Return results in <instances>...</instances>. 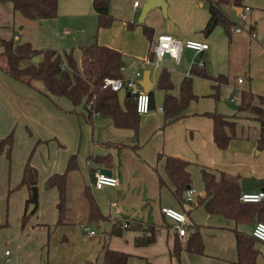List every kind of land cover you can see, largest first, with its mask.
Here are the masks:
<instances>
[{
	"label": "crops",
	"instance_id": "obj_1",
	"mask_svg": "<svg viewBox=\"0 0 264 264\" xmlns=\"http://www.w3.org/2000/svg\"><path fill=\"white\" fill-rule=\"evenodd\" d=\"M93 1L58 0L57 16L48 20L14 15L11 4L0 3V38H12L15 43H29L35 50L58 53L92 44L104 46L121 53L125 75L135 70L141 74L149 71L148 92L155 88L161 70L166 69L173 85L170 94L178 97L182 79L190 76L184 70L182 60L176 65L171 59H163L160 69L145 63L156 36L167 34L184 41L206 42L209 45L206 51L194 55L192 51L184 50L182 58L189 63L202 60V69L208 76L223 75L227 83L221 86L219 100L215 101L213 86L216 83L192 76L191 90L197 99L189 103L181 119L165 126L163 113L158 111L164 92L155 90L151 110L140 116L139 129L135 133L130 129H116L108 118L87 120L83 104L73 107L65 98H49L41 83L33 82L29 87L0 70V139L12 130L15 133L10 163L5 156L0 160V264H102L104 249L129 254L127 264H237L233 230L250 234L251 227L237 226L230 220L210 215L202 205L181 207L173 198L170 186L159 187L158 175H163V164L157 163L156 157L162 153L189 163L190 187L195 190L190 201L193 204L204 197L202 168L238 176L242 180H264V154L262 151L254 154L256 143L249 139H235L227 149H218L213 141V121L204 115L215 112L231 116L236 112V103H233V112L225 113L220 99L223 92L233 94L228 99L227 103H230V98L239 93L237 89H244V81L237 86L238 78L245 77L248 81L245 88L264 96V0H240V9L231 5L222 7L234 23L239 20L242 8L249 7L243 32L230 33L229 37L219 26L209 35L203 34L209 12L197 2L208 0H164L166 15L155 8L141 23L139 17L145 0H111L109 14L113 20L108 28H98ZM136 1L138 6L134 7ZM129 23L134 27L129 29ZM142 25L153 30L151 41L145 37ZM251 32L255 38L251 37ZM127 94L126 91L118 92L120 102ZM244 122L260 129L254 119L245 116L237 119V126ZM106 142L129 147L106 149L101 146ZM34 146L37 153L33 154L30 164L38 172V208L34 217L21 227L27 190L21 187L9 197L7 193L20 183L24 165ZM108 154L112 157L110 169L90 161L91 156ZM72 155L77 157L78 170L67 175L65 218L63 225L52 228L57 221L58 194L57 190L46 187V181L53 174L63 173ZM91 168L109 170L118 180L117 187L100 190L89 187L93 179ZM70 184L76 187V194L81 198L80 218L83 221L80 227L94 224L100 229L93 230V236L86 234L88 239L80 238L75 252L69 255V250H64L60 241L51 236L59 228L75 224L67 219L78 214V209L74 210L68 200ZM87 186L105 217L101 223L88 222L83 197V189ZM163 207L185 215L187 235L188 226L199 227L202 255L186 251H182L178 259L172 255L177 235L174 223L161 213ZM113 222L154 225L155 242L144 247L135 246L134 238L139 233L134 231H124L122 236L109 235ZM70 240L67 237L61 239ZM178 240L184 243L186 239ZM255 248L258 251L255 264H264V245L258 243ZM6 250H9L8 256L4 254ZM64 255L71 258L66 263L62 262Z\"/></svg>",
	"mask_w": 264,
	"mask_h": 264
},
{
	"label": "trees",
	"instance_id": "obj_2",
	"mask_svg": "<svg viewBox=\"0 0 264 264\" xmlns=\"http://www.w3.org/2000/svg\"><path fill=\"white\" fill-rule=\"evenodd\" d=\"M111 0H94L92 6L98 14V28H108L113 18L109 14ZM207 9L209 19L203 29L204 35H209L217 26L221 27L229 37L231 29L235 26L233 19L224 11L222 7L231 5L240 9V0H208ZM2 4H11L14 15H21L26 19L48 20L57 16L58 0H0ZM129 29L132 24H127ZM142 31L151 41L153 30L142 25ZM38 57L37 63L32 62V58ZM152 55L148 52L147 58ZM0 70L10 78L32 87L33 82L41 83L45 89L47 97H60L67 99L73 107L84 105L87 120H91L93 114L98 113L102 118L111 120L116 129H130L138 132L140 116L135 110V100L132 96L125 95L122 102L118 98V92L110 89H103L102 84L105 79L123 78L121 64L123 56L121 53L104 47L92 44L83 46L78 50L70 49L67 52L58 53L53 50H35L29 43H15L11 38L5 40L0 38ZM189 75L184 77L179 86V95L174 97L170 94L173 88L170 74L166 69H162L156 88L164 92L162 102L164 126L172 121L181 119L183 112L189 103L197 99L192 93V76L209 79L216 84L213 86L215 101L219 98L220 88L227 83V78L223 75L215 77L208 76L204 69L192 67ZM152 101L153 92H147ZM90 104V108L86 109ZM213 121V141L220 150H225L230 142L236 137L237 119L245 116L254 119L260 127V134L257 140L258 149L264 148V96L253 94L249 90H243L239 94V102L236 104V112L231 116L220 113H205ZM14 143L13 131L0 139V157L5 154L10 160L11 150ZM40 141L37 143L39 144ZM106 149H120L129 147L123 144L106 142L101 144ZM132 149L136 147H130ZM30 157L24 165L20 183L11 192L25 187L27 190V200L25 203V213L30 205L35 207L30 216L25 213L21 217V227L35 214L38 208V172L31 166ZM90 161L96 165H102L105 169L112 167L111 155L91 156ZM157 163L163 164V175H158L159 187L170 186V192L176 202L181 206H203V209L210 215H217L232 221L235 225L252 227L256 222L264 223V201L258 203H243L239 200L242 192L240 187L241 177H231L223 172L206 168L201 169V180L204 188V197L198 198L196 204L185 199V191L191 186V175L188 170L189 163L179 158L158 153ZM156 169V167H155ZM78 170L77 157H69L65 170L61 174H53L47 179L49 188H56L58 194L57 221L52 228L63 225L66 213L67 201V175ZM94 174L95 170L90 169ZM264 187V186H263ZM83 197L87 204L89 223H101L105 217L101 213L90 188L84 187ZM49 229V228H48ZM189 233L184 243H181L177 235L174 239L172 255L179 258L182 251L202 255L203 243L197 225L188 226ZM124 231H134L139 235L134 238V245L144 247L155 242V226L151 224H128L127 228H122L119 222L111 225L109 235L122 236ZM236 238L237 264H255L258 256L256 244H263L252 235L233 230ZM50 235V229L48 236ZM178 237V238H177ZM130 255L115 250L104 249L102 252V264H127ZM147 264V263H146Z\"/></svg>",
	"mask_w": 264,
	"mask_h": 264
},
{
	"label": "built area",
	"instance_id": "obj_3",
	"mask_svg": "<svg viewBox=\"0 0 264 264\" xmlns=\"http://www.w3.org/2000/svg\"><path fill=\"white\" fill-rule=\"evenodd\" d=\"M134 7L138 6V2L133 3ZM249 12V7H243L239 13V20L235 23V26L231 29V33L238 34L243 32L244 23L247 20ZM251 37L255 38V34L251 32ZM264 47V42H263ZM209 48V45L206 42L194 41V40H180L176 37L159 34L156 36L153 43L150 45L149 52L152 57L147 58L146 64L155 69H160L161 62L165 57L171 59L176 65L181 63L182 53L184 50L192 51L194 55H198ZM204 65L202 60L194 61L189 63L188 71L192 67L202 68ZM124 71V69L122 68ZM142 74L140 71L135 70L130 74L125 75L123 78L118 79H105L103 81V89H110L114 92L126 91L132 96L135 100V110L139 116L146 115L150 112V100L147 92H144L139 85V80ZM243 84V79H237V86ZM237 91L241 92L239 89ZM243 91V90H242ZM230 103H238L239 95L236 94L232 96L229 100ZM90 108V104L87 105L86 109ZM159 112H163L162 107L158 109ZM100 115L98 113L93 114L92 118H98ZM90 164V163H89ZM118 185V180L112 175H106L101 173L99 170H96L93 174V179L89 183V187H93L97 190L103 188H115ZM195 190L191 187L187 188L185 191V199L191 201ZM239 200L243 203H258L264 201V191H242L239 197ZM161 213L166 218L170 219L174 223V231L179 236V238L186 239V218L185 215L177 210L171 208H161ZM115 223V222H113ZM128 222H122V228H127ZM83 231L86 232L88 236H93L95 233L88 226H83ZM251 235L258 241L264 243V223L256 222L251 230ZM5 256L9 255V250L4 252Z\"/></svg>",
	"mask_w": 264,
	"mask_h": 264
},
{
	"label": "rangeland",
	"instance_id": "obj_4",
	"mask_svg": "<svg viewBox=\"0 0 264 264\" xmlns=\"http://www.w3.org/2000/svg\"><path fill=\"white\" fill-rule=\"evenodd\" d=\"M197 3H198V5L199 4H202L203 7H207V3L208 2H201V3L200 2H197ZM0 63H2L1 60H0ZM152 76H153V74H152ZM158 77H159V75H158ZM242 79L244 81V84L242 85V88H244L243 90H247L245 87L248 86V81H247V79H245V77H242ZM38 84H40V83H38ZM155 90H158L156 88V85H155V88H153L152 92H154ZM239 94H240V92L238 93V95ZM222 95H223L222 100L220 99V101H222L221 107L223 109H226V112L225 113H232L233 112V109H232V105L233 104H230V103H227V102H228L229 97L231 95H233V94L224 93L223 92ZM162 102H163V100H162ZM161 106H162V104H161ZM227 109H230V110H227ZM220 114H223V113H220ZM223 115H225V114H223ZM226 116H230V114H228ZM239 125L240 126H236V137L233 140H235V139L236 140H238V139H242V140L249 139L250 141H254L256 143V150H255L254 154H257L256 152H261V151L264 154V148L258 149V147H257V140H258V137H259V134H260V129L259 128L254 129L251 123L247 124L246 122L241 123ZM247 126L249 127L248 129H247ZM12 131H10V132H12ZM254 131H256V132H254ZM14 141H15V133H14ZM11 152H12V150H11ZM36 153H37V150L35 149V146H34L33 148H31V151L29 152L30 155L28 157H30V159H31L33 157V154L35 155ZM2 156H5V154H3ZM1 157H0V160H1ZM10 161H11V158H10V160H8V162L10 163ZM9 171H10V166H9ZM46 184H47V181H46ZM47 186L48 185H46V187ZM52 189H55L56 190V188H52ZM76 193H77L76 187L70 184L69 185V197H68V200H69V203H70V205L72 206V208L74 210H77L78 209V214L76 216H74V217L67 218V219L68 220L70 219L71 220V223H75V224H71L70 226H66L67 228H59L58 230H56L55 233H52V236H51L52 239H55L56 241L57 240L60 241V244L63 245V249L64 250H69V255L72 254V252L74 251V248L76 247L75 245H77L78 240L80 238L81 239H88L89 238L86 235V233L83 232L82 228L80 227L81 226V223L83 221V218H80V214H81V211H80V205H81L80 204V201H81V198H80V195H77ZM7 195H8V193H7ZM32 217H34V216H32ZM88 227L90 229L94 230V231H96V229H100V228H97L96 225H94V224L88 225ZM105 227H106V225H105ZM65 237L70 238L71 239L70 242H68V241H66V242L65 241H61V239L65 238ZM0 248L2 249V246ZM70 259H71L70 257H66L64 255L62 257V262L63 263H66Z\"/></svg>",
	"mask_w": 264,
	"mask_h": 264
},
{
	"label": "water",
	"instance_id": "obj_5",
	"mask_svg": "<svg viewBox=\"0 0 264 264\" xmlns=\"http://www.w3.org/2000/svg\"><path fill=\"white\" fill-rule=\"evenodd\" d=\"M155 8H159L163 14V16L166 15V4L164 0H145V2L142 5L141 12H140V17H139V22H143V19L147 15V13L150 10H153ZM167 59V57H165ZM39 61L38 57L32 58V62L37 63ZM182 65L185 71H188L189 67V62L185 57L182 58ZM121 66H124V63L121 64ZM139 85L141 86L142 90L144 92H148L150 88V82H149V71H145L142 74V78L139 81ZM130 96V94H127ZM101 173H104L106 175H111V172L109 170H100ZM264 180L261 181H255V180H241L240 182V187L242 191H256V190H261L264 191ZM35 210V207L33 205H30L27 210L25 215L30 216Z\"/></svg>",
	"mask_w": 264,
	"mask_h": 264
}]
</instances>
